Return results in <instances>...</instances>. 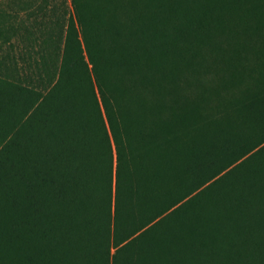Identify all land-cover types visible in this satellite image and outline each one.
<instances>
[{
  "label": "trees",
  "instance_id": "obj_1",
  "mask_svg": "<svg viewBox=\"0 0 264 264\" xmlns=\"http://www.w3.org/2000/svg\"><path fill=\"white\" fill-rule=\"evenodd\" d=\"M0 264H264V0H0Z\"/></svg>",
  "mask_w": 264,
  "mask_h": 264
}]
</instances>
